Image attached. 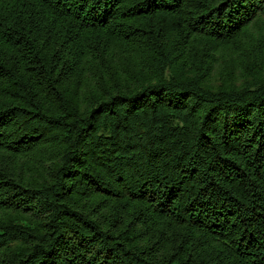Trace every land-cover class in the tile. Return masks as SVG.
<instances>
[{
  "label": "trees",
  "instance_id": "1",
  "mask_svg": "<svg viewBox=\"0 0 264 264\" xmlns=\"http://www.w3.org/2000/svg\"><path fill=\"white\" fill-rule=\"evenodd\" d=\"M0 264H264V0H0Z\"/></svg>",
  "mask_w": 264,
  "mask_h": 264
}]
</instances>
